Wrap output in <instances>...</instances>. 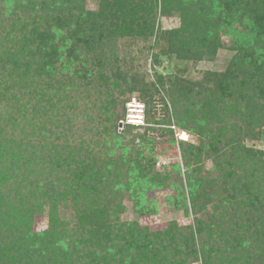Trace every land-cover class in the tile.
<instances>
[{
  "label": "trees",
  "instance_id": "1",
  "mask_svg": "<svg viewBox=\"0 0 264 264\" xmlns=\"http://www.w3.org/2000/svg\"><path fill=\"white\" fill-rule=\"evenodd\" d=\"M94 1L0 0V264H264V152L246 143L264 135V0ZM123 39L151 41L145 88ZM222 48V70L195 67ZM133 96L147 129L161 104L150 123L195 137L178 141L182 166L156 170V138L118 131ZM163 184L190 223L117 216L125 196L155 212L146 193Z\"/></svg>",
  "mask_w": 264,
  "mask_h": 264
},
{
  "label": "rangeland",
  "instance_id": "2",
  "mask_svg": "<svg viewBox=\"0 0 264 264\" xmlns=\"http://www.w3.org/2000/svg\"><path fill=\"white\" fill-rule=\"evenodd\" d=\"M87 6L89 8H95L96 4L94 0H86ZM212 13V12H211ZM213 21V20H212ZM220 22V21H219ZM179 17L176 15H160V13H157V20L156 24L159 25L162 29H169L173 27H177L179 25ZM221 39L226 43L227 42V36L223 35L221 36ZM130 39H123L120 40V52L122 54L129 55V60H127L124 63V73L128 75V83L133 82L135 79L138 80V85L143 86L144 88L148 86L151 82H155V77L153 75V69L151 66V50L149 49V45L151 41L147 40L145 42H141L140 40L134 41L135 44H133ZM230 53L227 50V48H222L219 50V53L217 54V57L214 61H202L195 65V67L198 70L208 69V68H216L218 70H222L226 63L229 60ZM157 70L161 72L162 74L166 73V70L164 69V65H160L157 67ZM120 109V107H119ZM150 118L153 122L152 118L160 119L162 118V110H161V104H156L155 107L151 105V111H150ZM149 127L154 128V130H149L147 127H135L131 133L137 134V133H143L146 132L148 135H152L156 138V141L154 143V148L152 152H154L153 162H154V168L156 170H159L161 172H167L170 169L171 164H180L182 166V157H181V151L179 148V140L182 141H195V137L193 135H190L187 131L182 130L180 128L175 127V125H156L155 123H150ZM158 127H169L173 130L172 137L174 138V143H170L167 141V134H159L156 129ZM146 128V129H145ZM264 128V127H263ZM118 131H120L118 126ZM182 132H185L187 134L186 139H181L180 134ZM90 136V135H89ZM138 141V139L136 140ZM248 145L256 146L257 148H260L264 152V135L261 140H254V141H247ZM206 166H210V162H206ZM172 181V179H171ZM164 185L162 188H152L147 191V200L153 201L156 206V211L149 213L147 215L138 216L136 214V211L134 210V207L131 204V200L127 198L126 196L123 197L122 203L125 207L123 210H120V207L118 208L117 216L123 220V221H132L135 218L137 219L138 224L141 226H147L150 227L153 230L163 228L166 226V223L169 220L176 219L180 224H188L191 222V216H184L181 211L177 210V206L175 201H168L166 198L167 196L171 195L173 192V189L171 188H165ZM65 218H70V216L67 214L65 215ZM47 217L46 214L42 215H36L34 217V231L38 232L39 230H42L46 227ZM193 264H198L197 261H194Z\"/></svg>",
  "mask_w": 264,
  "mask_h": 264
},
{
  "label": "built area",
  "instance_id": "3",
  "mask_svg": "<svg viewBox=\"0 0 264 264\" xmlns=\"http://www.w3.org/2000/svg\"><path fill=\"white\" fill-rule=\"evenodd\" d=\"M125 125L139 128L147 125L145 120V105L135 96L125 103L124 117L119 121V129Z\"/></svg>",
  "mask_w": 264,
  "mask_h": 264
}]
</instances>
